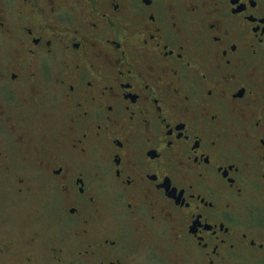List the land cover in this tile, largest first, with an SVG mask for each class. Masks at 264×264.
<instances>
[{"label":"flooded vegetation","instance_id":"flooded-vegetation-1","mask_svg":"<svg viewBox=\"0 0 264 264\" xmlns=\"http://www.w3.org/2000/svg\"><path fill=\"white\" fill-rule=\"evenodd\" d=\"M40 194L0 264H264V0H0V201Z\"/></svg>","mask_w":264,"mask_h":264},{"label":"rangeland","instance_id":"rangeland-1","mask_svg":"<svg viewBox=\"0 0 264 264\" xmlns=\"http://www.w3.org/2000/svg\"><path fill=\"white\" fill-rule=\"evenodd\" d=\"M43 194H40L33 198L32 204H27L24 207L23 206H16L13 204L6 203L5 205H2L0 201V228L5 227L6 229L9 228L11 230H14L13 227L17 226L18 219H24L25 217H29L28 214L31 213L33 210L39 208L38 206V199L43 198ZM4 223V225H2Z\"/></svg>","mask_w":264,"mask_h":264}]
</instances>
